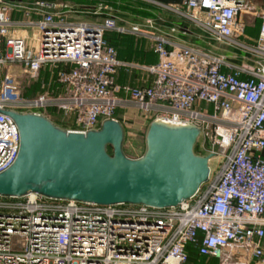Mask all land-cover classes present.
<instances>
[{
	"label": "built area",
	"instance_id": "1",
	"mask_svg": "<svg viewBox=\"0 0 264 264\" xmlns=\"http://www.w3.org/2000/svg\"><path fill=\"white\" fill-rule=\"evenodd\" d=\"M52 7L36 2L25 16L37 19L18 25L37 30L32 53L25 39L10 34V12L18 8L0 1V111L53 124L50 116L58 112L71 126L65 131L86 134L106 120L120 123L117 111L133 107L149 122L197 128L203 156L223 163L211 180L209 167L196 193L170 208L0 196V264H263L264 8L257 37L243 47L247 60L236 62L150 33L149 20L143 27L113 16L96 25L66 22ZM168 10L212 39L242 48L246 0H183ZM107 32L149 39L157 62L119 61ZM121 68L150 79L118 85ZM15 69L40 83L39 92L22 94ZM42 71L49 75L41 77ZM19 143L13 120L0 113V174L16 160ZM130 144L128 158H140Z\"/></svg>",
	"mask_w": 264,
	"mask_h": 264
},
{
	"label": "water",
	"instance_id": "2",
	"mask_svg": "<svg viewBox=\"0 0 264 264\" xmlns=\"http://www.w3.org/2000/svg\"><path fill=\"white\" fill-rule=\"evenodd\" d=\"M0 113L13 120L20 137L16 160L0 174L3 197L33 193L99 205L170 208L191 198L208 180L212 156L194 154L199 130L193 126L152 121L143 155L129 159L117 121L106 120L97 131L81 134L67 132L42 116Z\"/></svg>",
	"mask_w": 264,
	"mask_h": 264
},
{
	"label": "rangeland",
	"instance_id": "3",
	"mask_svg": "<svg viewBox=\"0 0 264 264\" xmlns=\"http://www.w3.org/2000/svg\"><path fill=\"white\" fill-rule=\"evenodd\" d=\"M107 1L110 2L112 7H108L107 10L103 11L107 14L105 17L113 16L120 24H124L126 22L137 24L141 27L144 26L145 21L149 20L152 24V27L154 28L153 30H149L150 33L166 38L171 37L178 42L204 48L213 54L225 56L228 59L234 60L236 62H245L247 60V54L244 53L243 47L251 45V40L256 38L259 29L258 15L263 11L264 8V0H246V10L242 14V19L245 22L246 29L244 32V37L239 39V43L242 45V48L239 47L240 50H236L225 45V42L221 43L212 39L206 31L196 27L193 22L184 18V16L176 15L171 11L159 12L146 2L140 0H136L135 2H131V0ZM23 16V14L18 12H10V19H22ZM78 19L83 20L85 18L84 16H80ZM102 21L103 19L101 22ZM171 29H174L175 31L172 32ZM113 38L114 37H112V39ZM135 38L136 40H144V43L141 47H139L137 44V48H139V50L137 48L135 50H138L139 53H142V56H145L147 51L145 46L149 47V43H151L150 40L144 39L142 37L137 38L136 36ZM38 39V33L29 38L28 43L32 53L38 50ZM144 58H146V56ZM15 71L19 77L18 81L20 86L24 87L22 94L33 96L35 93L39 92L40 83L29 81L19 69H15ZM48 75L49 74L44 71L41 73V77H47ZM117 116L120 118L119 121L122 124V128L124 129V134L127 135H125L126 140L129 143L131 142V147H134L138 151L136 155H143L145 150V135L151 122H149V119H145L141 115L140 111L133 107L119 109ZM50 119L57 127L63 130L71 128L67 121H64L65 117L61 113H52ZM200 142L199 140L196 142L193 151L194 154L203 156L205 152L200 147ZM123 152L127 157H133L134 155L128 146H123ZM222 163L223 159L219 156L210 158V180L213 178V176H215V173L218 172ZM209 264H216V262L211 261Z\"/></svg>",
	"mask_w": 264,
	"mask_h": 264
},
{
	"label": "crops",
	"instance_id": "4",
	"mask_svg": "<svg viewBox=\"0 0 264 264\" xmlns=\"http://www.w3.org/2000/svg\"><path fill=\"white\" fill-rule=\"evenodd\" d=\"M1 2L12 6L15 9L14 12L21 13L25 16V12L30 13L35 8L36 2L49 3L53 7L50 10L51 13L57 17H61L66 22H84L88 24H99L101 20L107 15L106 12L108 7H112L110 2L107 0H0ZM136 0H131L135 2ZM146 2L159 12L169 11L170 8L179 7L183 0H140ZM30 10V11H28ZM32 12V11H31ZM22 19H12L14 23L13 29L10 31L12 37H19L29 42V38L35 35L37 30L32 27H18L20 23L26 24L29 21L36 20V15H32V19L26 16ZM80 16H84L85 19H78ZM132 24V23H129ZM112 37H114L112 39ZM257 37V36H256ZM105 40L108 44L114 47L116 51L117 59L121 62L137 64L141 66L153 65L157 62L156 55L153 54L151 49V43L149 47L145 46L146 58L142 56V53L138 52L137 44L139 47L142 46L144 40H136L133 35H120L114 32H108L105 35ZM140 38V37H137ZM145 39V38H144ZM29 44V43H28ZM184 44V43H182ZM138 50H135V49ZM131 49V51H130ZM130 51V52H129ZM150 77L146 76L142 71L133 69L126 72L123 68L119 69L116 76V83L118 85H130L134 86L138 82L143 80H149ZM118 112V111H117ZM264 158V151L262 152Z\"/></svg>",
	"mask_w": 264,
	"mask_h": 264
},
{
	"label": "trees",
	"instance_id": "5",
	"mask_svg": "<svg viewBox=\"0 0 264 264\" xmlns=\"http://www.w3.org/2000/svg\"><path fill=\"white\" fill-rule=\"evenodd\" d=\"M108 33V32H107ZM105 35H106V33H105ZM104 38H105V36H104ZM106 39V38H105ZM25 96H27V95H25ZM123 146H127V140L126 141H124V144H123ZM106 151L109 153V154H111V148L110 147H108L107 149H106Z\"/></svg>",
	"mask_w": 264,
	"mask_h": 264
}]
</instances>
